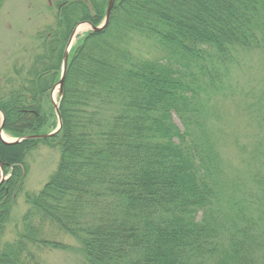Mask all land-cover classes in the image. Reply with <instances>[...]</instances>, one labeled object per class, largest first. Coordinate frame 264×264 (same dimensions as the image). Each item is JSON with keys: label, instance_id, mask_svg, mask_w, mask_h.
<instances>
[{"label": "trees", "instance_id": "trees-1", "mask_svg": "<svg viewBox=\"0 0 264 264\" xmlns=\"http://www.w3.org/2000/svg\"><path fill=\"white\" fill-rule=\"evenodd\" d=\"M54 5V26L0 94L11 137L56 127L50 92L68 39L80 22L99 25L108 0ZM144 41L157 53L145 55ZM254 56L264 59V0H115L108 26L71 50L61 131L0 138L11 175L0 187V264L69 250L54 231L78 242L80 264H264V72L257 88L234 77L247 78ZM235 96L258 131L241 146L245 167L231 170L221 105ZM40 142L60 150L58 166L26 194L22 227L5 240Z\"/></svg>", "mask_w": 264, "mask_h": 264}, {"label": "rangeland", "instance_id": "rangeland-1", "mask_svg": "<svg viewBox=\"0 0 264 264\" xmlns=\"http://www.w3.org/2000/svg\"><path fill=\"white\" fill-rule=\"evenodd\" d=\"M56 0H0V94L10 88L14 80V69L18 60L31 57L32 49L37 45L36 34L43 32L55 24ZM88 31L80 32L75 44ZM147 56L156 54L154 45L144 41L141 47ZM24 58V59H23ZM250 70L236 74L234 77L248 88H257L264 72V59L254 56L249 59ZM58 96V92H56ZM238 99H228L221 105L224 113L223 140L221 149L226 157L228 168L245 167L241 146L257 132L256 119L250 120L242 114V107L237 106ZM179 123V122H178ZM7 140L12 139L10 136ZM60 159V150L44 142H40L27 155L29 172L22 192L12 208L5 227V240H13L16 232L22 227V217L28 210L26 194H36L51 175L56 171ZM54 235V236H53ZM53 239L69 245V250L44 249L41 254V264H80L82 257L79 253L78 242L63 232L54 231ZM56 235V236H55ZM52 238V237H51Z\"/></svg>", "mask_w": 264, "mask_h": 264}, {"label": "water", "instance_id": "water-1", "mask_svg": "<svg viewBox=\"0 0 264 264\" xmlns=\"http://www.w3.org/2000/svg\"><path fill=\"white\" fill-rule=\"evenodd\" d=\"M114 4H115V0H108V7H107V11H106V16H105L104 21L100 25L95 26L89 21L80 22V23H78L75 26V28L73 29V31H72L69 39H68V42H67V45H66V48H65V51H64V55H63V60H62L61 77H60V80L54 86V88H53V90L51 92V100H52V104H53V107H54V110H55V113H56V116H57V121H58L57 127L50 133L34 134V135L22 136V137L13 139V140H7L4 137V133H3V126H4L5 116H4L3 112L0 110V114H1V118H2V122L0 124V138L2 139V141L4 143H6V144H18V143H21V142H24V141L30 140V139H47V138L53 137L57 133H59V131L62 128L63 122H62V117H61L60 110H59V104H58V102L56 100V95L55 94H56V92H58L60 96H62V94H63V86H64V82H65V78H66L70 51H71V49L73 47V43L75 41V37L80 32H82L84 30H87V28H88V30L90 29V31L92 33L93 32L94 33L100 32V31L104 30L109 24ZM82 28H83V30H82ZM80 30H82V31H80ZM3 167H4V164L2 163V161L0 159V169H1L0 186L2 185L4 180L6 179Z\"/></svg>", "mask_w": 264, "mask_h": 264}, {"label": "bare ground", "instance_id": "bare-ground-1", "mask_svg": "<svg viewBox=\"0 0 264 264\" xmlns=\"http://www.w3.org/2000/svg\"><path fill=\"white\" fill-rule=\"evenodd\" d=\"M82 30H83V28H82ZM82 30H80V31H82ZM55 128H56V127H55ZM55 128H54V129H55ZM54 129H53V130H54ZM53 130H51V131H49V132H47V133H50V132H52ZM60 131H61V130H60ZM60 131H59V132H60ZM42 134H46V133H42ZM57 134H58V133H57ZM57 134H56V135H57ZM56 135H55V136H56ZM55 136H53V137H55ZM53 137H50V138H53ZM47 139H49V138H47ZM1 140H2V139H1ZM0 159H1V158H0ZM26 159H27V157H26ZM26 164H27L28 172H29L28 160H26ZM3 170H4V172H5V169H4V168H3ZM0 172H1V169H0ZM27 175H28V173H27ZM10 176H11L10 174H7V173L5 172V177H6V179L4 180V182H5L6 180H8V179L10 178ZM26 178H27V177H25V179H24V185H25ZM0 180H1V173H0ZM4 182H3V183H4ZM3 183H2V185H3ZM24 185H23V187H24ZM23 187H22V189H23ZM9 218H10V217H9ZM22 218H23V217H22ZM8 220H9V219H8Z\"/></svg>", "mask_w": 264, "mask_h": 264}]
</instances>
